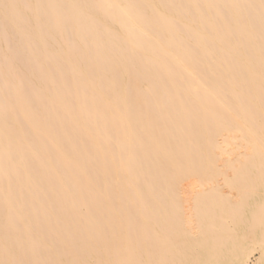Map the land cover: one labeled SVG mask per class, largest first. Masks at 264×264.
Segmentation results:
<instances>
[{
  "label": "bare ground",
  "instance_id": "1",
  "mask_svg": "<svg viewBox=\"0 0 264 264\" xmlns=\"http://www.w3.org/2000/svg\"><path fill=\"white\" fill-rule=\"evenodd\" d=\"M260 215L264 0H0V264H251Z\"/></svg>",
  "mask_w": 264,
  "mask_h": 264
},
{
  "label": "rangeland",
  "instance_id": "2",
  "mask_svg": "<svg viewBox=\"0 0 264 264\" xmlns=\"http://www.w3.org/2000/svg\"><path fill=\"white\" fill-rule=\"evenodd\" d=\"M232 216H233L234 220H237V218H238L239 216H240V217H239L238 219H241V217H242V218L246 217V219H248V221H249V218H250V217H249L250 215H243V216H242V215H232ZM235 216H237V217L235 218ZM252 216H253V215H252ZM262 216H264V215H262ZM248 217H249V218H248ZM259 218H260V220H261V215L259 216ZM259 218H258V219H259ZM262 218H263V217H262ZM263 220H264V218H263ZM261 222H262V220H261ZM262 223H264V222H262ZM263 228H264V227H262V228L260 229V231L264 232ZM258 234H260L261 236H264V235H262L261 232H259ZM263 234H264V233H263ZM249 242H250V241H249ZM247 244H249V243H247ZM263 244H264V241H263ZM237 245H238L239 247H241V248H243V246H245V244H244V245H243V244H242V245L237 244ZM239 247H237V248H239ZM261 254H262V255H260V252H258V251H257V252L254 251V252H253V255H252L253 257H252V263H251V264H264V261H263V260H264V256H263V255H264V252L261 253ZM258 255L260 256V258L257 257ZM256 258H257V260H256ZM258 258L260 259V261L258 260ZM254 260H255V261H254ZM257 261H258V262H257Z\"/></svg>",
  "mask_w": 264,
  "mask_h": 264
}]
</instances>
